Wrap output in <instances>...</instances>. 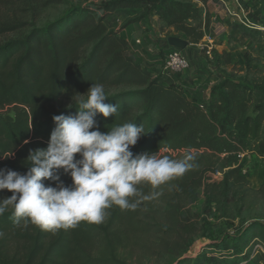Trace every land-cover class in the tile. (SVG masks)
Wrapping results in <instances>:
<instances>
[{
    "label": "trees",
    "instance_id": "trees-1",
    "mask_svg": "<svg viewBox=\"0 0 264 264\" xmlns=\"http://www.w3.org/2000/svg\"><path fill=\"white\" fill-rule=\"evenodd\" d=\"M62 1L0 0V37L21 34L0 39V168L26 172L29 150L47 146L53 115L75 114L77 98H86L96 83L105 88V102L118 109L107 118L98 114L102 132L117 124H142L146 134L132 148L134 153L173 159L190 153L195 159L183 175L159 186L141 182L138 190L151 198L141 199L134 210L113 205L100 223L82 220L67 229L46 230L30 220L14 223L9 207L0 215V264H131L125 248L136 239L171 231L187 236L195 228L182 209L197 201L200 189L208 206L220 202V196L226 201L239 196L250 176L249 169L243 172L246 158L264 157V83L223 77L200 100L140 63L120 35L150 14L163 27L181 33L189 45L199 44L212 20L209 0L80 3L37 25L41 7ZM17 4L29 7L32 20L3 12ZM119 9L143 12L122 28L111 29L106 20ZM253 21L263 23L258 17ZM234 28L249 38L258 33L238 24ZM224 57L232 63L229 52ZM219 173L222 179L213 181ZM62 179L71 183L68 175ZM11 194L0 191V199ZM214 245L196 257L180 255L170 264H264V219L247 222L239 233Z\"/></svg>",
    "mask_w": 264,
    "mask_h": 264
},
{
    "label": "clouds",
    "instance_id": "clouds-1",
    "mask_svg": "<svg viewBox=\"0 0 264 264\" xmlns=\"http://www.w3.org/2000/svg\"><path fill=\"white\" fill-rule=\"evenodd\" d=\"M107 100L104 86L91 84L86 98H77L75 114L53 115L47 146L29 150L26 172L0 168V191L12 193L0 199V215L10 207L14 223L30 220L46 230L67 229L82 220L100 223L113 205L134 210L141 199H150L138 190L141 182L156 187L193 167L190 153L182 159L134 153L146 134L142 124H117L102 132L98 114L107 118L118 110Z\"/></svg>",
    "mask_w": 264,
    "mask_h": 264
},
{
    "label": "rangeland",
    "instance_id": "rangeland-1",
    "mask_svg": "<svg viewBox=\"0 0 264 264\" xmlns=\"http://www.w3.org/2000/svg\"><path fill=\"white\" fill-rule=\"evenodd\" d=\"M101 1L66 0L65 2L62 1L61 4L41 7L36 23L39 26H44L47 22L62 16L72 5L80 3L99 4ZM223 1H226L231 7L236 6V0L208 1L212 20L206 33L208 39L209 37L213 39L211 55L199 49L197 44L189 45L191 48L187 47L184 51L192 65L182 73L171 75L185 76L184 83L179 85L190 96H196L200 100L207 96V90L210 89L212 81H219L223 77H234L249 83H264V0H238L248 13L250 20L253 21V18L258 17L263 22L262 24L255 22L259 28L256 29L258 33L253 38L243 36L234 28L236 24L244 25L239 21H234L232 17L227 15ZM28 8L26 5L17 4L13 7L4 8L3 12L6 11L5 14H14L15 17L25 20H32ZM142 12L141 9H119L106 20V23L109 28L118 30L128 20L139 16ZM213 23L215 25H212ZM129 26L131 29H128ZM129 26L122 31L123 36L127 35L129 38L133 37L132 32H143L144 30L151 31L153 40L160 38L159 35L164 40L171 36L183 38V35L174 31V29L163 27L158 19L150 14L144 20L131 23ZM20 35L9 33L1 36L0 39L3 41ZM151 47L155 51L159 49V46L153 45ZM132 48L130 46V53L135 55L140 63L147 66L146 62L149 61L144 59L141 52L133 51ZM224 52H230L231 64L225 62ZM157 56L160 57L158 59L160 63L153 68L152 64L155 63L153 61L150 64L151 67H149L155 69L154 72L162 77L164 76L161 74L162 51L157 52ZM164 79L162 78L165 83H175L170 77L167 80ZM119 89H112L110 92ZM244 163L243 172L245 173L249 169L250 176L247 179L248 183L245 184L237 198L226 201L223 196H220V202L208 206L204 189H200L197 201L194 203L187 202L182 209L183 214L190 218L188 224H193L195 228H192L187 236H180L178 233L171 231V234L168 235L149 233L136 239L125 248V254L130 263L170 264L174 258L180 255L182 257H196L207 246L220 243V240L226 235L239 233L247 222L254 219H264V157L246 158ZM221 179V174H215L212 180L220 181ZM213 248L215 249V247Z\"/></svg>",
    "mask_w": 264,
    "mask_h": 264
},
{
    "label": "built area",
    "instance_id": "built-area-1",
    "mask_svg": "<svg viewBox=\"0 0 264 264\" xmlns=\"http://www.w3.org/2000/svg\"><path fill=\"white\" fill-rule=\"evenodd\" d=\"M225 4V10L228 16L232 17L234 21H239L241 24L248 28L257 29L259 26L249 19L248 13L241 6L238 0H236V6L231 7L228 5L226 1H223ZM207 41V42H205ZM139 42V41H138ZM199 49L204 50L208 55H211L213 46L212 41L208 39L207 36L197 44ZM190 62L187 56L183 53L182 49L169 45V47L164 50L162 56V74H170V73H182L185 70L189 69ZM170 153H176L173 150H168ZM220 174V173H219Z\"/></svg>",
    "mask_w": 264,
    "mask_h": 264
},
{
    "label": "crops",
    "instance_id": "crops-1",
    "mask_svg": "<svg viewBox=\"0 0 264 264\" xmlns=\"http://www.w3.org/2000/svg\"><path fill=\"white\" fill-rule=\"evenodd\" d=\"M212 25H215V24L213 23ZM128 29H131L130 26L128 27ZM122 31L120 32V35L129 42V44H130L131 47L134 48V49L132 48V50L133 51L137 50V51L141 52V55H143L144 59L149 61V62H146V65L148 67L150 66V64L153 61L155 62V63L152 64V67L153 68L158 63H160L159 60H158V59H160V57H158V56L156 57V55H157V52L162 51V53H163L164 50H166L169 47V44L167 42V39L164 40V38H162L159 35L160 38L153 40L150 30L149 31L144 30L143 32H141V31L140 32L139 31L132 32V34H134V35H132L133 36L132 38H129L127 35L123 36L124 33L122 34ZM223 32L221 33V35L223 34ZM205 36H207V33L205 34ZM209 39L211 41H213V39L211 37H209ZM153 45L159 46L158 51H155V49L151 47ZM188 47H189V49L191 48V46H188ZM183 53L185 54L184 49H183ZM189 62H190V66H191L192 64H191L190 59H189ZM154 70L155 69H153V71ZM172 74H174V73L166 74L162 78H165L164 80H167V78L170 77L172 79V81H174L176 84H183L184 83V81H185L184 79H186L185 76H183V75L182 76H179V75H173V76H171ZM189 81H191V80H189ZM217 81H212V85L211 86H213ZM209 90H207L208 93H207V96L204 99H206L208 97Z\"/></svg>",
    "mask_w": 264,
    "mask_h": 264
},
{
    "label": "water",
    "instance_id": "water-1",
    "mask_svg": "<svg viewBox=\"0 0 264 264\" xmlns=\"http://www.w3.org/2000/svg\"><path fill=\"white\" fill-rule=\"evenodd\" d=\"M167 42L169 45L177 47L179 49H186L189 46V43L181 38V37H177V36H171L167 39Z\"/></svg>",
    "mask_w": 264,
    "mask_h": 264
}]
</instances>
